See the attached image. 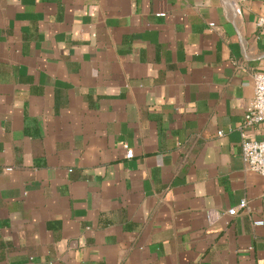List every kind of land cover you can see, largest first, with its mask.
I'll return each instance as SVG.
<instances>
[{"label":"crops","instance_id":"0c3cea01","mask_svg":"<svg viewBox=\"0 0 264 264\" xmlns=\"http://www.w3.org/2000/svg\"><path fill=\"white\" fill-rule=\"evenodd\" d=\"M262 15L264 0H0V264H264V177L240 129Z\"/></svg>","mask_w":264,"mask_h":264},{"label":"built area","instance_id":"2783aa9c","mask_svg":"<svg viewBox=\"0 0 264 264\" xmlns=\"http://www.w3.org/2000/svg\"><path fill=\"white\" fill-rule=\"evenodd\" d=\"M235 13L240 12L241 6L238 2L233 4ZM159 14H165L161 12ZM210 24H214L211 22ZM257 25L264 30V15L258 17ZM254 96L248 105L242 124L241 129V146H242V158L246 169L260 173L264 177V71L258 70L254 72ZM257 124L261 127L262 133L258 138H251L248 136L245 127L248 125ZM222 133V131H220ZM127 158H131L135 155L134 149L127 143L125 144ZM12 167H9L11 169ZM264 199V186L263 193ZM248 207V200L243 198L237 206L229 207L226 210L209 208L207 209L206 215L209 222H214L218 218L225 214L234 215L241 209ZM255 225H263L264 219L254 220Z\"/></svg>","mask_w":264,"mask_h":264}]
</instances>
